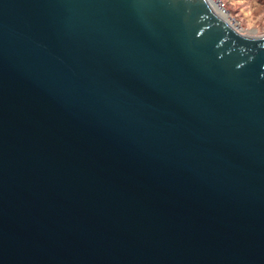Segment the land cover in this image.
Masks as SVG:
<instances>
[{
	"label": "water",
	"instance_id": "water-1",
	"mask_svg": "<svg viewBox=\"0 0 264 264\" xmlns=\"http://www.w3.org/2000/svg\"><path fill=\"white\" fill-rule=\"evenodd\" d=\"M209 0H0V264H264V35Z\"/></svg>",
	"mask_w": 264,
	"mask_h": 264
},
{
	"label": "rangeland",
	"instance_id": "rangeland-1",
	"mask_svg": "<svg viewBox=\"0 0 264 264\" xmlns=\"http://www.w3.org/2000/svg\"><path fill=\"white\" fill-rule=\"evenodd\" d=\"M231 16V23L239 25L251 36L264 35V0H216Z\"/></svg>",
	"mask_w": 264,
	"mask_h": 264
},
{
	"label": "bare ground",
	"instance_id": "bare-ground-1",
	"mask_svg": "<svg viewBox=\"0 0 264 264\" xmlns=\"http://www.w3.org/2000/svg\"><path fill=\"white\" fill-rule=\"evenodd\" d=\"M209 1L211 2V4L215 9H217L222 13V16H227L226 11L223 9V5L221 6L216 0H209Z\"/></svg>",
	"mask_w": 264,
	"mask_h": 264
},
{
	"label": "built area",
	"instance_id": "built-area-1",
	"mask_svg": "<svg viewBox=\"0 0 264 264\" xmlns=\"http://www.w3.org/2000/svg\"><path fill=\"white\" fill-rule=\"evenodd\" d=\"M232 25H233V26H234L239 32L244 33V30H243L242 28H240L239 25L234 24V22L232 23Z\"/></svg>",
	"mask_w": 264,
	"mask_h": 264
}]
</instances>
